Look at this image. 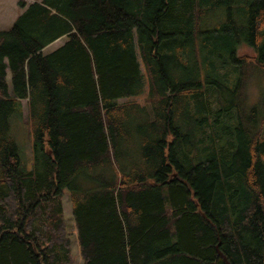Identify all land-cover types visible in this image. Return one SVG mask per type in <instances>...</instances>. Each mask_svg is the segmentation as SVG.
Masks as SVG:
<instances>
[{
	"label": "trees",
	"instance_id": "trees-1",
	"mask_svg": "<svg viewBox=\"0 0 264 264\" xmlns=\"http://www.w3.org/2000/svg\"><path fill=\"white\" fill-rule=\"evenodd\" d=\"M18 7L0 29V264L74 263L66 191L83 264H264V0Z\"/></svg>",
	"mask_w": 264,
	"mask_h": 264
},
{
	"label": "rangeland",
	"instance_id": "rangeland-1",
	"mask_svg": "<svg viewBox=\"0 0 264 264\" xmlns=\"http://www.w3.org/2000/svg\"><path fill=\"white\" fill-rule=\"evenodd\" d=\"M18 1L20 0H0V18L2 20H7L9 22H6V27H8L9 23L21 12V8L18 7ZM25 1L27 4H30L37 0H22ZM24 11V9H22ZM19 13V14H18ZM6 29V28H5ZM66 39L62 38L61 40H58L54 45H52L50 48H46L44 52H48L50 49L55 48V46H60ZM239 54L242 53H249L254 54V49L249 46H242L240 47ZM9 85L11 87V81H10V74H9ZM257 92H254L256 94ZM139 100H142L143 97L138 98ZM126 99H121L120 101H125ZM22 108H23V126L21 130H16L15 134L17 137V141L20 146V152L23 159V163L30 167L31 163V139L29 135V119H28V107H27V100H22ZM69 194L66 191V194L63 196V202L66 206V213L65 217H67V225H68V231L71 236L72 240V252L75 258V261L73 264H83V259L80 256V249L78 245L77 240V228L76 223L74 220V216L72 217V206L71 202L69 201ZM70 206V207H69ZM71 211V213H69ZM69 219V220H68Z\"/></svg>",
	"mask_w": 264,
	"mask_h": 264
},
{
	"label": "crops",
	"instance_id": "crops-1",
	"mask_svg": "<svg viewBox=\"0 0 264 264\" xmlns=\"http://www.w3.org/2000/svg\"><path fill=\"white\" fill-rule=\"evenodd\" d=\"M20 12H23L22 11V9H21V11ZM19 14V13H18ZM18 16V15H17ZM16 16V17H17ZM16 17L9 23V25H8V27H6L5 25H6V22H9V21H7V20H2L1 18H0V29H5L6 28V30L7 29H9L12 25H13V23H14V21H15V19H16ZM64 38V37H63ZM62 38H60V39H58V40H61ZM66 39V38H65ZM58 40H56V41H54L53 43H51V44H49L46 48H50L52 45H54ZM64 43V42H63ZM62 43V44H63ZM61 44V45H62ZM59 46H55V48H52V49H50L48 52H45V53H49V52H51V51H53V50H55L56 48H58ZM45 48V49H46ZM44 49V50H45ZM12 88V87H11ZM69 197V201L71 202V199H70V196H68ZM71 206H72V204H71ZM63 207H64V212L66 213V206L64 205V202H63ZM70 207V206H69ZM69 213H71V211H69ZM72 217H73V209H72ZM69 220V219H68ZM66 222H67V217H66ZM67 227H68V225H67Z\"/></svg>",
	"mask_w": 264,
	"mask_h": 264
},
{
	"label": "water",
	"instance_id": "water-1",
	"mask_svg": "<svg viewBox=\"0 0 264 264\" xmlns=\"http://www.w3.org/2000/svg\"><path fill=\"white\" fill-rule=\"evenodd\" d=\"M219 255H221L223 258H225V260H227L226 257H225V255L221 251L219 252ZM227 263L229 264L228 261H227Z\"/></svg>",
	"mask_w": 264,
	"mask_h": 264
}]
</instances>
